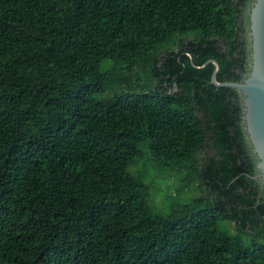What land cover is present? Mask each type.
Returning a JSON list of instances; mask_svg holds the SVG:
<instances>
[{
    "label": "trees",
    "instance_id": "1",
    "mask_svg": "<svg viewBox=\"0 0 264 264\" xmlns=\"http://www.w3.org/2000/svg\"><path fill=\"white\" fill-rule=\"evenodd\" d=\"M248 2L0 0V264H264Z\"/></svg>",
    "mask_w": 264,
    "mask_h": 264
},
{
    "label": "water",
    "instance_id": "2",
    "mask_svg": "<svg viewBox=\"0 0 264 264\" xmlns=\"http://www.w3.org/2000/svg\"><path fill=\"white\" fill-rule=\"evenodd\" d=\"M247 40L250 48L249 71L243 80L218 81L219 64H214L210 81L217 86H228L236 90L241 105V125L255 159L256 172L252 178L264 188V0H250L247 7Z\"/></svg>",
    "mask_w": 264,
    "mask_h": 264
},
{
    "label": "rangeland",
    "instance_id": "3",
    "mask_svg": "<svg viewBox=\"0 0 264 264\" xmlns=\"http://www.w3.org/2000/svg\"><path fill=\"white\" fill-rule=\"evenodd\" d=\"M140 164L134 165V169ZM146 181L150 184V189L153 195V204L157 208L167 206L172 197L181 193V196H190L199 194L198 191H193L185 187L182 180V175L176 172H159L155 168L150 167ZM230 231L234 232L231 225Z\"/></svg>",
    "mask_w": 264,
    "mask_h": 264
},
{
    "label": "flooded vegetation",
    "instance_id": "4",
    "mask_svg": "<svg viewBox=\"0 0 264 264\" xmlns=\"http://www.w3.org/2000/svg\"><path fill=\"white\" fill-rule=\"evenodd\" d=\"M249 2H250V0H249ZM249 2H248V5H249ZM248 5H247V7H248ZM247 29H248V27H247ZM246 37H247V33H246ZM247 43H248V40H247ZM249 63H250V56L247 58V64H246V67L244 68V71L241 72L240 80H243L245 78L246 74L248 73V71H249Z\"/></svg>",
    "mask_w": 264,
    "mask_h": 264
}]
</instances>
